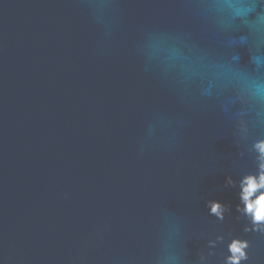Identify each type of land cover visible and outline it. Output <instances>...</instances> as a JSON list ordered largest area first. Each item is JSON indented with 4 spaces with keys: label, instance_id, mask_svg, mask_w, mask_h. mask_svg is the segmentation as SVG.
<instances>
[{
    "label": "water",
    "instance_id": "water-1",
    "mask_svg": "<svg viewBox=\"0 0 264 264\" xmlns=\"http://www.w3.org/2000/svg\"><path fill=\"white\" fill-rule=\"evenodd\" d=\"M117 3L105 38L82 0H0L3 264H151L153 256L154 264H195L207 236L241 226L234 216L218 223L205 207L217 198L234 208L225 176L251 167L228 162L229 120L194 92L182 98L179 67L165 78L137 55L149 28L191 29L189 55L193 44L209 50L213 42L181 0ZM154 43L162 57L166 43ZM157 113L185 122L170 147L164 132L145 141ZM163 114L158 129L168 125ZM249 238L253 264H264V236Z\"/></svg>",
    "mask_w": 264,
    "mask_h": 264
},
{
    "label": "clouds",
    "instance_id": "clouds-1",
    "mask_svg": "<svg viewBox=\"0 0 264 264\" xmlns=\"http://www.w3.org/2000/svg\"><path fill=\"white\" fill-rule=\"evenodd\" d=\"M93 22L105 38L115 31L117 0H82ZM187 10L193 20L206 31L201 35L213 42L214 47L205 50L192 45L188 47L191 29L172 31L145 29L137 46V55L145 65V71L158 69L167 73L176 67L180 74L174 78L182 98L195 93L202 100L216 104L232 126L235 153H230L228 162L235 166L240 159L251 161V167L239 169L238 174L229 172L224 179V188L234 189L236 203L217 198L206 200L207 215L224 224L233 216L240 222L239 229L229 227L206 237L202 247L195 253V264H253L250 235L264 236V0H181L179 5ZM153 41L144 47L145 39ZM179 39L180 43L175 41ZM164 41L166 48L162 57L153 55L155 43ZM232 95L225 96L227 90ZM239 104V110L233 106ZM249 111L255 115L246 118ZM157 113L146 123L145 141L157 139L160 132L167 133L166 146L176 142L177 130L184 126L183 119L163 114L168 125L158 129ZM142 143L140 151L143 152ZM65 192L64 198L69 199ZM167 209H161V211ZM177 226V235L180 234ZM185 238L191 237L185 228ZM203 235V233H202ZM160 244V232L158 245ZM178 258H174V261ZM155 256L151 264H154ZM0 264L3 260L0 259Z\"/></svg>",
    "mask_w": 264,
    "mask_h": 264
}]
</instances>
